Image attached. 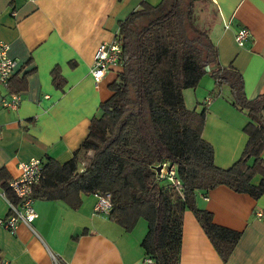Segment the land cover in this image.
<instances>
[{"label":"crops","instance_id":"0c3cea01","mask_svg":"<svg viewBox=\"0 0 264 264\" xmlns=\"http://www.w3.org/2000/svg\"><path fill=\"white\" fill-rule=\"evenodd\" d=\"M142 1L0 0V39L8 42L7 52L17 60L10 79L24 80L14 109L1 104V98L13 91L8 83L0 84V168L10 179L19 174V162L30 157L64 162L73 156L116 76L111 69L94 80V52L100 42L115 37L119 21ZM146 1L155 5L160 0ZM200 5L207 10L200 18H210L209 8L213 9L211 18L216 19L208 32L220 64L241 72L246 97L264 94V0H207ZM241 26L250 31L243 45L234 39ZM55 66L65 79L61 86L52 81ZM184 97L187 106L205 110L202 136L214 148L215 164L230 166L248 138L243 130L250 120L247 112L233 105L229 85H218L209 73L197 86L186 88ZM87 154L80 153V165ZM258 179L256 175L253 181ZM207 192L206 199L197 191L199 207L210 210L216 223L239 230L240 236L223 262L192 211L185 209L179 264H264V194L254 198L225 185ZM81 199L73 208L62 199L35 198L34 230L24 222L14 232L0 224L1 258L13 264H53L52 251L68 264H143L141 241L147 221L141 217L126 230L108 212L93 209L95 192L81 193ZM8 211L9 199L0 187V218Z\"/></svg>","mask_w":264,"mask_h":264},{"label":"trees","instance_id":"16d2710c","mask_svg":"<svg viewBox=\"0 0 264 264\" xmlns=\"http://www.w3.org/2000/svg\"><path fill=\"white\" fill-rule=\"evenodd\" d=\"M196 1L153 5L143 0L119 21L122 52L108 83L110 95L99 103V114L92 116L70 159L46 157L32 191L34 199H62L73 208L81 204V193L109 192L112 221L126 230L141 217L147 221L141 245L155 264H179L185 209L192 211L223 262L233 250L240 231L216 223L210 210L199 207L197 191L206 194L225 185L254 198L264 194V94L246 97L241 72L220 64L216 44L195 21ZM207 73L218 85H229L233 105L250 117L243 127L245 146L226 168L215 164L214 148L202 136L205 110L185 102L184 90ZM64 80L55 66L53 83L61 86ZM8 84L10 91H18L24 80L9 79ZM88 151L86 164L80 165V153ZM165 160L175 163L182 193L159 178L155 167ZM9 179L0 168V187L16 202Z\"/></svg>","mask_w":264,"mask_h":264},{"label":"built area","instance_id":"2783aa9c","mask_svg":"<svg viewBox=\"0 0 264 264\" xmlns=\"http://www.w3.org/2000/svg\"><path fill=\"white\" fill-rule=\"evenodd\" d=\"M250 31L248 28L241 26L238 27L234 34V39L237 44L243 45L248 37ZM121 35L119 31L115 37L110 41H103L97 46L93 62L91 65L90 73L94 80L99 81L103 78L105 73L111 70L112 65L118 66L120 63L121 48ZM9 44L3 39H0V84L6 86L9 79L13 74V68L16 64V58L9 56ZM113 70V69H112ZM21 100L20 93L13 91L7 97L1 98V104L7 108H16ZM44 161L39 157H30L28 160L21 161L18 164L19 174L9 180V185L15 192L18 200L16 202L9 200L10 213L5 218H0V224L5 226L11 232H14L18 223H26L32 230V222L37 216L34 209L32 196L33 186L42 176V168ZM160 179L166 180L170 186H175L179 192H183V183L176 174V165L172 161H162L160 169L157 173ZM96 201L93 209L97 212H108L111 207V195L109 192H95ZM204 198H208V194H203ZM258 216H262L263 212L258 211ZM50 256L53 264H68L58 255L50 251ZM143 264H155L153 257L145 255L142 259ZM0 264H13L6 258L0 259Z\"/></svg>","mask_w":264,"mask_h":264},{"label":"rangeland","instance_id":"374dc122","mask_svg":"<svg viewBox=\"0 0 264 264\" xmlns=\"http://www.w3.org/2000/svg\"><path fill=\"white\" fill-rule=\"evenodd\" d=\"M203 3L206 4L207 0H200V1H198L196 3L195 9H194V18H195V21H196L197 25L199 27H201L202 29H206L207 32H208L209 28H211V24H212L213 20H215L216 18H211V16L213 15V13H212L213 9L212 8H209V17L210 18H205L206 14L202 18H200L201 17V13L204 14V13H206L205 11H207L205 6H203V8H202V6L200 5V4H203ZM199 5H200V7H199L200 11L198 9ZM203 10H205V11L203 12ZM214 15H215V13H214ZM117 68H118V66H116V65H112V67H111V69H113V70H116ZM88 154L90 155L91 151H88ZM84 164H86V160L84 161ZM163 181H166V180H163Z\"/></svg>","mask_w":264,"mask_h":264},{"label":"water","instance_id":"95a60500","mask_svg":"<svg viewBox=\"0 0 264 264\" xmlns=\"http://www.w3.org/2000/svg\"><path fill=\"white\" fill-rule=\"evenodd\" d=\"M155 169L157 170V172L159 171V169H160V164L159 165H157L156 167H155Z\"/></svg>","mask_w":264,"mask_h":264},{"label":"bare ground","instance_id":"6f19581e","mask_svg":"<svg viewBox=\"0 0 264 264\" xmlns=\"http://www.w3.org/2000/svg\"><path fill=\"white\" fill-rule=\"evenodd\" d=\"M40 180V179H39Z\"/></svg>","mask_w":264,"mask_h":264}]
</instances>
